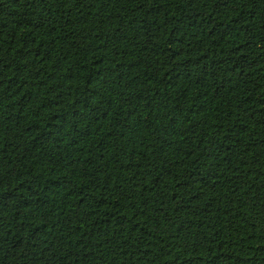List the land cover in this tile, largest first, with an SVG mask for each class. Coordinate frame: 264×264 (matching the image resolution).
Listing matches in <instances>:
<instances>
[{"label": "trees", "instance_id": "obj_1", "mask_svg": "<svg viewBox=\"0 0 264 264\" xmlns=\"http://www.w3.org/2000/svg\"><path fill=\"white\" fill-rule=\"evenodd\" d=\"M0 264H264V0H0Z\"/></svg>", "mask_w": 264, "mask_h": 264}]
</instances>
